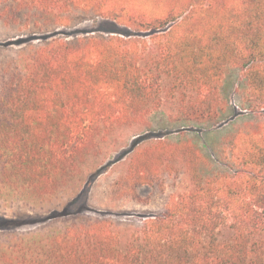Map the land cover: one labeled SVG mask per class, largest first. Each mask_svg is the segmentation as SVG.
<instances>
[{
    "label": "trees",
    "instance_id": "16d2710c",
    "mask_svg": "<svg viewBox=\"0 0 264 264\" xmlns=\"http://www.w3.org/2000/svg\"><path fill=\"white\" fill-rule=\"evenodd\" d=\"M21 11L63 26L80 12L126 30L55 38L30 48L25 64L0 67L6 193L56 195L98 138L141 122L165 98L205 124L132 155L117 198L164 187V173L191 182L140 232L73 215L69 204L49 217L72 219L59 231L34 216H0V264H264V0H0L6 22ZM231 68L241 70L234 95L248 114L231 106L218 120Z\"/></svg>",
    "mask_w": 264,
    "mask_h": 264
},
{
    "label": "rangeland",
    "instance_id": "374dc122",
    "mask_svg": "<svg viewBox=\"0 0 264 264\" xmlns=\"http://www.w3.org/2000/svg\"><path fill=\"white\" fill-rule=\"evenodd\" d=\"M81 14L77 12L70 15V24L66 26L47 25L38 17H29L25 11L18 15V22H15V19L6 22L0 17V67L7 68L11 63L25 64L30 48L55 38L72 39L93 31L111 33L126 30L110 19L94 15L83 18ZM240 79V69H229L224 82V92H221L226 110L220 113L218 120L227 117V114L232 112V107L239 113H247L242 102L234 95ZM202 124L205 123L185 115L178 107L177 101L165 98L162 106L153 110L141 122L121 126L98 138L95 150L87 156L79 171L56 195L37 198L31 194L20 193V198L17 199L13 194L6 193L10 192L9 187L0 183V216H34L42 220L40 224H47L46 228L59 231L72 219L56 218L51 221L49 217L57 210V214H63L69 204L68 213L110 218L129 236L138 233L146 217L162 212L172 194L178 195L191 189L190 179L184 171L179 174L164 173V187L157 183L138 188L141 199L114 196L116 182L126 175L130 159L139 147L160 138L171 141L182 138L186 131L203 128ZM30 206L35 209H30ZM17 230L23 229L19 227ZM226 233L229 232L225 230L222 235Z\"/></svg>",
    "mask_w": 264,
    "mask_h": 264
}]
</instances>
